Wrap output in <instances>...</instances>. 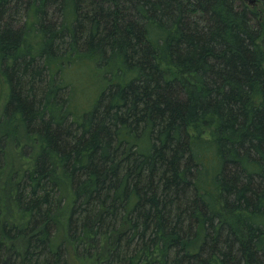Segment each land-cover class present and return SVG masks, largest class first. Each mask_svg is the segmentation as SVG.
I'll return each mask as SVG.
<instances>
[{
    "label": "trees",
    "instance_id": "trees-1",
    "mask_svg": "<svg viewBox=\"0 0 264 264\" xmlns=\"http://www.w3.org/2000/svg\"><path fill=\"white\" fill-rule=\"evenodd\" d=\"M263 39L264 0H0V264H264Z\"/></svg>",
    "mask_w": 264,
    "mask_h": 264
},
{
    "label": "rangeland",
    "instance_id": "rangeland-1",
    "mask_svg": "<svg viewBox=\"0 0 264 264\" xmlns=\"http://www.w3.org/2000/svg\"><path fill=\"white\" fill-rule=\"evenodd\" d=\"M247 1L251 4L255 3V0H247ZM263 42H264V39H263ZM5 90H6V87L4 86V83L0 80V116L3 112V105H4V101H5V96H4ZM0 136H1V134H0Z\"/></svg>",
    "mask_w": 264,
    "mask_h": 264
}]
</instances>
